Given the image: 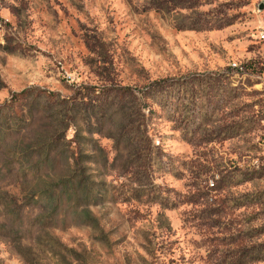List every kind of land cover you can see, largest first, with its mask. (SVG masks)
Instances as JSON below:
<instances>
[{
  "label": "rangeland",
  "instance_id": "374dc122",
  "mask_svg": "<svg viewBox=\"0 0 264 264\" xmlns=\"http://www.w3.org/2000/svg\"><path fill=\"white\" fill-rule=\"evenodd\" d=\"M161 1L166 13L217 0ZM246 4L222 0L156 29L133 18L126 36L124 19L98 25L95 65L68 71L35 63L17 40L25 26L0 18V264H264V134L254 104L235 102L240 88L260 95L255 64L231 62L245 87L169 76L176 31L248 28ZM136 34L163 44L160 66L133 50ZM233 136L240 144L224 147Z\"/></svg>",
  "mask_w": 264,
  "mask_h": 264
},
{
  "label": "crops",
  "instance_id": "0c3cea01",
  "mask_svg": "<svg viewBox=\"0 0 264 264\" xmlns=\"http://www.w3.org/2000/svg\"><path fill=\"white\" fill-rule=\"evenodd\" d=\"M146 0H2L0 3V18L13 25L15 29L25 26L17 34L18 41H24L32 45V58L35 63L44 66L62 63L64 70L68 71V66L91 67L92 60L97 56V48L90 47L87 41L97 39L94 33L96 26L105 25L110 27L113 21L116 25L120 19H124L121 28L117 31L124 32L125 36L129 30L122 31V26L129 25L128 22L133 18L151 19L153 29L159 26L161 28L164 17H171L179 13L209 12L212 8L222 2L217 0L212 4H203L196 8L188 10L170 9L163 13L162 1L158 0V5H145ZM264 6V0H247L245 12L253 20H250L248 28L241 23L230 25L224 28H214L207 31H198L195 29H183L175 32L171 39L174 41L169 46L170 73L169 76L175 81L183 74L193 71H202L205 76L212 81L215 77L231 78V80H241L240 84L245 87L246 79L231 69V62L252 61L260 75L263 69L264 61V41L260 35L264 32V9L258 7ZM241 10V9H240ZM169 22V21H168ZM168 22H166L168 24ZM156 26V27H155ZM169 24V29H173ZM19 29V28H18ZM160 30V29H159ZM237 33L235 37L231 35ZM258 34V35H257ZM141 35V36H140ZM133 50L137 51L138 56L144 60L151 59L153 65H161V62L167 57L163 54V44L156 43L148 36L142 34L133 35L130 38ZM127 45V44H126ZM125 44L121 47L123 48ZM128 46V45H127ZM129 46L127 51H129ZM119 54V53H117ZM114 58L115 54L112 55ZM120 56V55H119ZM89 60V62H87ZM88 63V64H87ZM161 72V71H160ZM251 74V73H250ZM162 74H157L156 78L161 79ZM244 79H242V78ZM253 79V78H252ZM258 86L261 90L256 92L260 95L255 97L250 89L240 88L242 96L237 97L235 102L238 104H254L252 110L256 113L255 132L260 136L264 134V79H259ZM239 83V82H238ZM235 86V84H234ZM224 92V96L227 92ZM220 96L217 95L216 98ZM215 96L212 97V99ZM260 99L262 100L260 102ZM251 100V101H250ZM254 102L259 103V105ZM236 108V107H235ZM221 114L230 112L227 107L218 111ZM259 112H262L259 115ZM233 121L236 124L238 118L234 112ZM227 121H224V124ZM221 121H219V124ZM240 136H233L223 140V146L237 144ZM225 154L227 151H224ZM239 150L234 151L238 155ZM251 157L252 151L249 150ZM242 165V161H240ZM242 173V170H240Z\"/></svg>",
  "mask_w": 264,
  "mask_h": 264
},
{
  "label": "built area",
  "instance_id": "2783aa9c",
  "mask_svg": "<svg viewBox=\"0 0 264 264\" xmlns=\"http://www.w3.org/2000/svg\"><path fill=\"white\" fill-rule=\"evenodd\" d=\"M260 39L262 41H264V32L260 35ZM234 66L237 67V68H239L241 71L244 72V68L242 66H239V65H234ZM258 79H264V67L261 70L260 75H258ZM257 142L259 143L260 146H263L264 147V140H261L260 138H258L257 139Z\"/></svg>",
  "mask_w": 264,
  "mask_h": 264
}]
</instances>
